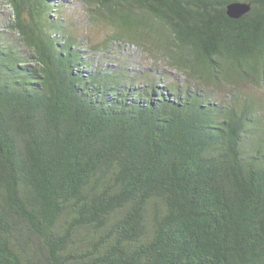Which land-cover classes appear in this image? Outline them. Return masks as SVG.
Here are the masks:
<instances>
[{"label": "trees", "instance_id": "16d2710c", "mask_svg": "<svg viewBox=\"0 0 264 264\" xmlns=\"http://www.w3.org/2000/svg\"><path fill=\"white\" fill-rule=\"evenodd\" d=\"M0 3V264H264V0Z\"/></svg>", "mask_w": 264, "mask_h": 264}, {"label": "rangeland", "instance_id": "374dc122", "mask_svg": "<svg viewBox=\"0 0 264 264\" xmlns=\"http://www.w3.org/2000/svg\"><path fill=\"white\" fill-rule=\"evenodd\" d=\"M54 2H62L68 6L66 9H70L69 15H71L72 19L76 22L79 29L74 31V36L79 38L80 44L83 46V51L85 54H90L89 44L87 38H93L95 40H101L108 33V30L104 26L94 27L89 26L88 22L84 19L86 18L85 12L80 9L78 6L77 0H53ZM11 16V8L7 4L0 3V26L8 36H13V33L6 26L8 25V20ZM89 55V56H90ZM93 56V55H92ZM99 56L100 59L104 61V65H108V67L116 68L118 65L122 66L123 61L131 62V66L129 67L131 70H135V68L145 67V70H152L153 64L149 60H145V56L141 53H137L134 47L131 46H123V47H114L108 52L95 54V57ZM108 61V62H107ZM136 68V72L137 71ZM122 69V68H121ZM120 69V70H121ZM140 73V71H139Z\"/></svg>", "mask_w": 264, "mask_h": 264}, {"label": "water", "instance_id": "95a60500", "mask_svg": "<svg viewBox=\"0 0 264 264\" xmlns=\"http://www.w3.org/2000/svg\"><path fill=\"white\" fill-rule=\"evenodd\" d=\"M249 10V7L245 4L235 3L227 7V14L231 18H239Z\"/></svg>", "mask_w": 264, "mask_h": 264}, {"label": "bare ground", "instance_id": "6f19581e", "mask_svg": "<svg viewBox=\"0 0 264 264\" xmlns=\"http://www.w3.org/2000/svg\"><path fill=\"white\" fill-rule=\"evenodd\" d=\"M108 62V61H107ZM106 66H108L107 64H106ZM118 67H121L120 65H118ZM135 70H136V68H135Z\"/></svg>", "mask_w": 264, "mask_h": 264}]
</instances>
